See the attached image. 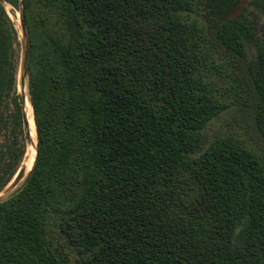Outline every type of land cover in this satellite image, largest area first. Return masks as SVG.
Masks as SVG:
<instances>
[{
    "label": "trees",
    "instance_id": "trees-1",
    "mask_svg": "<svg viewBox=\"0 0 264 264\" xmlns=\"http://www.w3.org/2000/svg\"><path fill=\"white\" fill-rule=\"evenodd\" d=\"M4 1L0 264H264V0Z\"/></svg>",
    "mask_w": 264,
    "mask_h": 264
},
{
    "label": "rangeland",
    "instance_id": "rangeland-1",
    "mask_svg": "<svg viewBox=\"0 0 264 264\" xmlns=\"http://www.w3.org/2000/svg\"><path fill=\"white\" fill-rule=\"evenodd\" d=\"M4 8L6 9L7 15L16 29L18 42L20 43L19 45L20 59H19L18 70H17V95L19 97L22 96V98L26 99L25 110H26L27 119L30 118V121L28 120V125H29V132H30V138L32 140V144L29 146L28 142H26L27 149H26V155L23 159V162L18 172L16 173V175L10 181V183L1 191L0 193L1 197L7 196L15 188H17L22 183L26 175L28 174L29 170L32 167L33 161L35 160V157H36L35 145L37 142L33 109H32V105H31L30 98H29V80L28 78H26L24 81L22 80V77H23L22 76V61H23V47H24L22 15L18 9L11 6L6 1L4 2ZM1 128L2 127H1V118H0V148L2 147L5 141L4 130H1ZM22 173H23V177L20 178Z\"/></svg>",
    "mask_w": 264,
    "mask_h": 264
},
{
    "label": "water",
    "instance_id": "water-1",
    "mask_svg": "<svg viewBox=\"0 0 264 264\" xmlns=\"http://www.w3.org/2000/svg\"><path fill=\"white\" fill-rule=\"evenodd\" d=\"M2 2L4 3L5 1L2 0ZM21 15H22V29H23V34H24L23 61H22V76H23L22 80L24 81L28 76L29 68H30V40H29V32H28V28H27L24 15L22 13ZM25 103H26V99L23 98V122H24V128L26 130L27 142H28V145L30 146L32 144V140L30 138L28 119H27L26 110H25ZM36 156H37V146H36ZM35 162H36V158H35L32 169L28 172V174L26 175L22 183L17 188H15L11 193H9L5 197L0 196V205L14 198L26 188V186L30 182V179L33 175Z\"/></svg>",
    "mask_w": 264,
    "mask_h": 264
},
{
    "label": "bare ground",
    "instance_id": "bare-ground-1",
    "mask_svg": "<svg viewBox=\"0 0 264 264\" xmlns=\"http://www.w3.org/2000/svg\"><path fill=\"white\" fill-rule=\"evenodd\" d=\"M32 109H33V108H32ZM33 116H34V114H33ZM28 120L30 121V118H28ZM34 121H35V119H34ZM35 128H36V127H35ZM36 136H37V133H36ZM36 146H37V142H36V145H35V150H36ZM35 158H36V157H35ZM34 161H35V160H34ZM34 161H33L32 167H33V165H34ZM32 167H31V169H32ZM31 169H30V170H31ZM30 170H29V171H30Z\"/></svg>",
    "mask_w": 264,
    "mask_h": 264
}]
</instances>
